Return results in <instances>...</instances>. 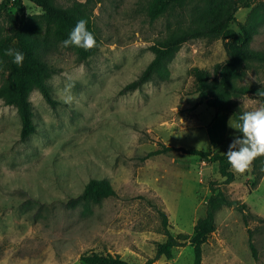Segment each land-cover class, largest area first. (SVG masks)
<instances>
[{
	"label": "rangeland",
	"instance_id": "rangeland-1",
	"mask_svg": "<svg viewBox=\"0 0 264 264\" xmlns=\"http://www.w3.org/2000/svg\"><path fill=\"white\" fill-rule=\"evenodd\" d=\"M242 1L251 7H241L229 25L237 33L238 23L244 24L259 3ZM13 2L0 0V36L8 39L22 21L41 25L44 14L28 0L23 8ZM149 2H95L98 52L81 62L74 46L61 44L49 55L56 73L48 86L61 103L53 108L38 90L30 93L37 132L26 140L17 108L0 97V264H85L82 257L94 254L144 264L167 239L161 212L172 235L191 236L205 215L212 185L248 204L253 215L246 226L242 212L221 209L216 231L203 246V264H264V176L251 189V166L244 174L231 169L235 180L225 184L218 164L197 156L170 151L149 157L164 146L225 154L238 136L228 123L232 118L237 125L233 115H218L201 102L191 75L194 67L212 69L225 62L222 39L181 45L164 71L126 90L154 60L152 47L167 36L169 19L151 22ZM261 18L252 48L264 52V13ZM245 68L241 85L264 88V65ZM3 83L0 73V87ZM235 101L244 112L264 105L257 95ZM93 180H109L116 196L71 206L69 200ZM154 264H194L193 247L174 248L170 259Z\"/></svg>",
	"mask_w": 264,
	"mask_h": 264
},
{
	"label": "trees",
	"instance_id": "trees-1",
	"mask_svg": "<svg viewBox=\"0 0 264 264\" xmlns=\"http://www.w3.org/2000/svg\"><path fill=\"white\" fill-rule=\"evenodd\" d=\"M23 1L14 0L13 4L23 8ZM28 1L42 9L44 14L41 25L33 28L35 25L22 21L13 39L0 36V73L4 77V83L0 87V97L4 99L6 105L17 108L22 122V140L37 132L29 100L33 90H38L53 108L61 103L52 96L48 86L49 79L56 73L49 64V55L68 38L80 19L87 21V30L94 35L96 44L90 50L74 46L79 61H87L94 56L100 45V37L93 23V5L98 0L86 2L73 0L69 5H62L58 0ZM257 1L259 3L252 8L248 20L244 24L238 23L239 33H237L229 29V25L236 22V13L245 5L242 0H150L146 13L151 22L163 17L169 19L167 36L152 47L155 53L154 60L136 81L126 87V90L138 89L150 81L156 73L164 71L167 61L181 45L197 39H222L227 56L225 62L214 65L212 69L194 67L191 75L201 102H206L218 115L232 114L238 125L239 117L244 111L235 99L257 95L258 91L264 89L255 84L241 85L247 75L246 66L264 65V52L252 48L254 37L259 32L261 15L264 13V0ZM245 7L250 8L251 3L246 4ZM7 49H15L24 54L22 67H17L13 63V57L5 55ZM238 136L243 138L239 131ZM170 151L197 156L206 163H216L220 175L225 179V184H231L235 180V174L225 154L164 146L162 150L150 153L149 157ZM251 168L254 175L251 189H254L264 176V156L257 157ZM211 191L205 215L197 220L191 236L172 235L169 231L168 217L161 212L167 239L164 243L158 244L155 257L148 259L144 264H154L162 257L170 259L174 248L183 247L187 243L193 247L194 264H203V246L216 231L217 213L225 207L242 212L245 225H249L248 216L253 214L248 204L230 199L222 189L214 185L211 186ZM114 196L116 191L109 180H93L86 185L81 194L72 197L69 204L73 207L80 202L98 204ZM248 233L250 249L257 259L258 253L251 230ZM82 261L85 264H129L120 256L98 254L83 256Z\"/></svg>",
	"mask_w": 264,
	"mask_h": 264
},
{
	"label": "clouds",
	"instance_id": "clouds-1",
	"mask_svg": "<svg viewBox=\"0 0 264 264\" xmlns=\"http://www.w3.org/2000/svg\"><path fill=\"white\" fill-rule=\"evenodd\" d=\"M87 21L80 19L67 39L62 41V46H76L84 50H90L96 44L94 35L87 30ZM5 55L13 57V63L22 67L24 54L15 49H7ZM264 96V89L257 93ZM243 103L245 102L241 99ZM240 123L233 125L232 118L229 120V127L237 129L242 133L243 138L236 136L225 153L231 168L239 174H244L252 165L253 161L264 156V105L255 110L245 111L239 117Z\"/></svg>",
	"mask_w": 264,
	"mask_h": 264
}]
</instances>
